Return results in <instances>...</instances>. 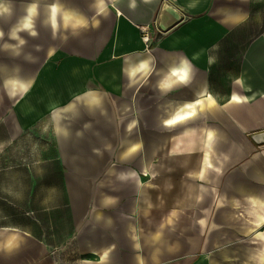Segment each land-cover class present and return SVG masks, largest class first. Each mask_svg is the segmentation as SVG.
Returning a JSON list of instances; mask_svg holds the SVG:
<instances>
[{
  "label": "crops",
  "instance_id": "obj_1",
  "mask_svg": "<svg viewBox=\"0 0 264 264\" xmlns=\"http://www.w3.org/2000/svg\"><path fill=\"white\" fill-rule=\"evenodd\" d=\"M10 2L0 264H264V0Z\"/></svg>",
  "mask_w": 264,
  "mask_h": 264
},
{
  "label": "clouds",
  "instance_id": "obj_2",
  "mask_svg": "<svg viewBox=\"0 0 264 264\" xmlns=\"http://www.w3.org/2000/svg\"><path fill=\"white\" fill-rule=\"evenodd\" d=\"M28 16L24 19L23 23L17 22L8 32V37L12 41H16L15 44H8L5 43L3 45L4 50L12 48L14 50L19 49L21 46L25 45L27 41L21 36L22 32H27L30 36L36 37L38 33L33 30V23H32V14L34 13L35 9L33 6L29 5L26 9ZM13 15V6L11 5L10 0H0V19H4L5 17L10 18ZM5 33L2 28H0V40H3ZM37 50L39 47L37 46ZM16 55H20L19 51H16ZM76 101H79L81 97H76ZM96 105L99 106L101 101L97 99L95 101ZM75 103H70L67 107L59 110H55L51 114L52 122L55 126V130L58 133H61L67 137L69 135L67 128H61V121L65 119V115L67 113H73L72 118H75L78 113H75L73 110L75 109Z\"/></svg>",
  "mask_w": 264,
  "mask_h": 264
},
{
  "label": "rangeland",
  "instance_id": "obj_3",
  "mask_svg": "<svg viewBox=\"0 0 264 264\" xmlns=\"http://www.w3.org/2000/svg\"><path fill=\"white\" fill-rule=\"evenodd\" d=\"M42 25V24H41ZM48 44H51L52 46H64L65 48H68V44H67V37H56L54 39H40V45H41V50H42V54H41V60L45 61L50 55L46 54L47 50L44 48L45 46H47ZM51 132V127L49 129H47L45 132L43 133H39L34 135V138L30 140L29 144H26L22 141H18L16 142L14 145L11 146V148H18V147H34V146H43V145H48L50 144V142H53V137ZM2 148H7L6 145H4ZM0 148V149H2Z\"/></svg>",
  "mask_w": 264,
  "mask_h": 264
},
{
  "label": "built area",
  "instance_id": "obj_4",
  "mask_svg": "<svg viewBox=\"0 0 264 264\" xmlns=\"http://www.w3.org/2000/svg\"><path fill=\"white\" fill-rule=\"evenodd\" d=\"M165 29L163 28L160 23L155 20L153 23L150 24H144L141 27V33H142V38L144 41L148 43V46H150L153 42V38L156 33L158 32H163Z\"/></svg>",
  "mask_w": 264,
  "mask_h": 264
},
{
  "label": "bare ground",
  "instance_id": "obj_5",
  "mask_svg": "<svg viewBox=\"0 0 264 264\" xmlns=\"http://www.w3.org/2000/svg\"><path fill=\"white\" fill-rule=\"evenodd\" d=\"M55 8H56V6H55Z\"/></svg>",
  "mask_w": 264,
  "mask_h": 264
}]
</instances>
